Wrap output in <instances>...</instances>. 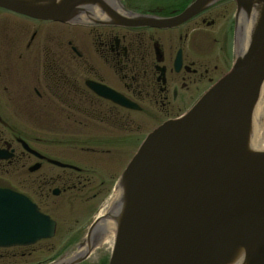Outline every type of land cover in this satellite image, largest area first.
Returning a JSON list of instances; mask_svg holds the SVG:
<instances>
[{
	"label": "flooded vegetation",
	"instance_id": "1",
	"mask_svg": "<svg viewBox=\"0 0 264 264\" xmlns=\"http://www.w3.org/2000/svg\"><path fill=\"white\" fill-rule=\"evenodd\" d=\"M187 3L143 8L168 17ZM234 11L222 0L173 29H133L0 8V190L26 195L58 227L86 225L112 192L115 158L184 115L230 70ZM75 129L94 134L65 136ZM71 143L89 163L68 155ZM61 208L66 219L55 216ZM37 251L0 247V264H30Z\"/></svg>",
	"mask_w": 264,
	"mask_h": 264
},
{
	"label": "water",
	"instance_id": "2",
	"mask_svg": "<svg viewBox=\"0 0 264 264\" xmlns=\"http://www.w3.org/2000/svg\"><path fill=\"white\" fill-rule=\"evenodd\" d=\"M217 1L195 0L170 18L122 0H0V7L70 24L174 28ZM235 2L231 71L186 115L148 135L108 209L57 264L81 263L113 230L109 264H264V153L250 146L253 125L264 120V0ZM0 198V246L54 235L55 223L28 198Z\"/></svg>",
	"mask_w": 264,
	"mask_h": 264
},
{
	"label": "rangeland",
	"instance_id": "3",
	"mask_svg": "<svg viewBox=\"0 0 264 264\" xmlns=\"http://www.w3.org/2000/svg\"><path fill=\"white\" fill-rule=\"evenodd\" d=\"M152 1H153V4H157L158 3V4H163L164 6H167L168 4H171L172 1L176 2L178 0H142L141 2H139V1L137 2V0H136L135 4H137L139 6L147 7V6H149V4ZM39 132L41 134H46L47 130H42V131H39ZM77 134L79 135V137H83L84 136V138H86V137H89V135H93L94 133L90 132V131L79 132V131H77V129H75V130H70V132L67 135H65V136H69L70 135V137H77ZM67 146L70 147V149L67 150L68 151V155H70V157H73V159L79 160L81 163H87L88 162V161L82 160L81 157L76 156V154H79L80 151L76 150V149H72L74 147V145L69 144ZM124 149H126V148L124 147ZM127 149L129 150L128 151L129 154L126 153ZM127 149L121 151V154H120V151L118 150L117 151L118 152V156H119V154L120 155H123L125 153L126 154L124 156H119V157L115 158V160L112 159V160L115 161V164H116L117 175L121 172L122 168L124 167V165L126 164L128 159L130 158V155L132 153H134V151L136 150V146H132V147L129 146ZM98 163L99 162H96V164H98ZM51 209H54V207H52ZM54 211H56V210H54ZM56 213H58V214L55 215V216H57L58 218L66 219V216H67L66 208H61V210L57 211ZM79 218H81V217L79 216ZM84 223L82 222V224H80V225H75L74 224L72 226H68V225H66L64 222H62L60 220V224L62 226L59 227V231L56 234V236L51 241L43 242V243H41V244H39V245H37L35 247L36 250L38 249V252H36L35 255L32 256L30 264H34L35 262L47 260L50 257L55 256L57 253L61 252L64 249H68L69 248V250H70V249L73 248V244H74V246H76L77 245L76 242H78L79 239L85 234L86 229L89 226L88 224L85 225ZM75 231L77 233H79V234L73 235V233ZM79 242H82V241H79ZM105 256H106V254L100 252V254H97L94 257V261L95 262H100V261H102L105 258ZM49 261H51V260H49Z\"/></svg>",
	"mask_w": 264,
	"mask_h": 264
},
{
	"label": "bare ground",
	"instance_id": "4",
	"mask_svg": "<svg viewBox=\"0 0 264 264\" xmlns=\"http://www.w3.org/2000/svg\"><path fill=\"white\" fill-rule=\"evenodd\" d=\"M258 123L253 125V127L255 128L256 135L254 139L250 142V146L254 152L263 154L264 153V120ZM107 209H108V206L104 210H107ZM115 237L116 236H115L114 230L113 232L111 231L110 233H105V236L102 239V242H103L102 245L104 243H107L109 246H113L115 243ZM99 246L100 245L98 244L96 248Z\"/></svg>",
	"mask_w": 264,
	"mask_h": 264
}]
</instances>
